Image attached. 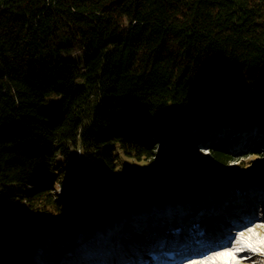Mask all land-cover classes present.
<instances>
[{
  "label": "trees",
  "instance_id": "16d2710c",
  "mask_svg": "<svg viewBox=\"0 0 264 264\" xmlns=\"http://www.w3.org/2000/svg\"><path fill=\"white\" fill-rule=\"evenodd\" d=\"M222 125L264 132V0H0V264L169 190L245 184L217 176Z\"/></svg>",
  "mask_w": 264,
  "mask_h": 264
},
{
  "label": "rangeland",
  "instance_id": "374dc122",
  "mask_svg": "<svg viewBox=\"0 0 264 264\" xmlns=\"http://www.w3.org/2000/svg\"><path fill=\"white\" fill-rule=\"evenodd\" d=\"M78 53L75 51L72 55L68 56V58H78ZM54 95L50 94L47 96L45 102L42 104L43 108H48L49 106L53 105V104H57L59 102V100L61 99V96H58L56 100H51L52 97ZM226 126L222 125L217 133H221L222 130L226 131V133L228 134V136L230 137L229 139L232 141V143L234 144H229L231 149L235 150V153H233L234 156V160L231 164L228 165L227 171H223L221 173H219V175H217L218 177L222 176L223 180L225 181V183H230L231 184V178L230 177V171H234V176H238L239 179H241L242 181H246L247 177H250L251 180H253L252 178H258L260 177H264V173L261 171H258L259 168L264 169V137L262 139L261 135L264 136V132H262V134H258L257 137H253L252 134H246L245 130H240L239 132H236L237 130H231V129H225ZM198 138V137H196ZM204 142L201 144H199L198 142L192 146H194L195 152H193V155L196 157V159H198L203 166H209L210 168L213 166L212 162V154L210 152V146H213L214 143L210 141V139L208 138V136L206 138H203ZM236 140V141H235ZM192 142H194L192 140ZM158 144L155 145V149L154 152L155 154H160V152L163 150V148L165 147V141L162 138H158ZM195 143V142H194ZM248 145V146H246ZM260 145V147H259ZM206 149V150H203ZM207 151V152H205ZM209 167L207 170H209ZM180 177V176H179ZM220 182H223L222 180ZM220 182H216L214 183L212 186L208 185L207 187H205L203 189V191L201 193H198L197 195L199 196H203L204 193H208V191L212 190V189H208L209 186L213 187V190L215 191H220L222 189L223 186L222 183ZM224 184V183H223ZM233 187V186H232ZM59 195H62V193L58 192ZM167 200H169V197H172L171 199H173V195H175V192L173 190H169V192L167 193ZM194 194H191V196H193ZM159 198V197H157ZM166 200V201H167ZM162 204V201H158L155 200L153 202V204ZM54 231V230H53ZM52 231V232H53ZM62 232V230H58L57 232H54L52 234H55L56 236H58V234H60L59 232ZM50 235V234H49ZM48 236V235H47ZM43 235L40 236V238L38 239L39 242L42 240ZM46 237V236H45ZM44 237V238H45ZM46 238H49L46 237ZM37 240V241H38ZM24 241V246L28 249H36L35 248V243L28 241L26 239L23 240ZM264 244V237L262 240V243L258 246V250L262 253H264V248L263 245ZM256 251V250H255ZM24 258V256L22 257ZM22 258H18V259H22ZM252 262H255L256 264H258L256 257L253 259ZM251 261H249L248 264H252ZM264 263V261H263ZM5 264H9V263H5Z\"/></svg>",
  "mask_w": 264,
  "mask_h": 264
},
{
  "label": "bare ground",
  "instance_id": "6f19581e",
  "mask_svg": "<svg viewBox=\"0 0 264 264\" xmlns=\"http://www.w3.org/2000/svg\"><path fill=\"white\" fill-rule=\"evenodd\" d=\"M203 150H206V149H203ZM205 152H207V151H205ZM205 186L207 187V185H205ZM227 189H229V187H227ZM256 191H262L263 192L264 186L261 187L259 190H253V193ZM209 194L212 195L209 198V200H207L206 199L207 197L205 196V197L201 198V200H204V202L201 205H199V209L202 208L203 211L205 212L204 215L208 218L213 215L212 210H216L218 208V204L222 205L223 207L228 206L230 204L229 201L224 200V198L222 196V192L220 194H217L215 191H212V192H209ZM227 212H228V210H227ZM227 212L225 214H227ZM145 214L146 213H144L143 215H145ZM227 217L229 218L230 214ZM114 223L115 222H112L110 224H114ZM125 227H128V225H125ZM123 229H124V226L121 225V228H119V231H122ZM250 230L256 231L257 237H259V238L264 237V221H263V225L261 228H259V229H256V228L253 229V227L247 228L246 231L243 232V234L248 233ZM244 242L246 243L245 245L250 249H254L255 246H257V239L253 238V237H249V238L245 239ZM262 246L264 248V244ZM54 250L57 252L56 247ZM51 252H52V250L50 249L47 251V254H49ZM55 255L56 254H53L50 256L54 257ZM141 255L144 256L143 253ZM253 256L254 257H252L251 259L255 258V255H253ZM249 260L250 259L244 258V255H241L240 253L234 252L233 248L231 246H226V247L221 248L219 250L212 251V252L208 253L207 255L202 256L196 260L185 261V262L180 263V264H248ZM46 261H47V257H42L39 260V263H45Z\"/></svg>",
  "mask_w": 264,
  "mask_h": 264
}]
</instances>
